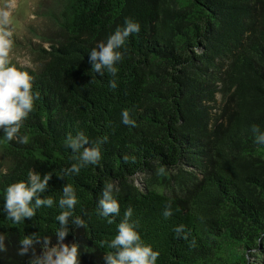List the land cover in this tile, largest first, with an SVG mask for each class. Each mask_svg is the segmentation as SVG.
Wrapping results in <instances>:
<instances>
[{"label": "trees", "instance_id": "trees-1", "mask_svg": "<svg viewBox=\"0 0 264 264\" xmlns=\"http://www.w3.org/2000/svg\"><path fill=\"white\" fill-rule=\"evenodd\" d=\"M45 15L49 25L32 30L40 41L27 45L35 66L10 60L32 77L38 99L18 134L28 143L0 140V264L40 254L34 244L18 255L26 235L56 243L66 183L84 226L69 224L63 242L78 245L79 264H104L129 207L156 264H264V143L256 140L264 133V0H53ZM126 19L139 31L119 49L115 76L94 73L89 52ZM123 110L132 125L121 122ZM77 133L88 138L84 147L107 137L100 159L58 177L76 162L64 141ZM29 171L52 174L40 195L54 204L13 224L3 192ZM140 173L145 190L130 182ZM114 183L120 211L110 224L97 201Z\"/></svg>", "mask_w": 264, "mask_h": 264}, {"label": "clouds", "instance_id": "clouds-1", "mask_svg": "<svg viewBox=\"0 0 264 264\" xmlns=\"http://www.w3.org/2000/svg\"><path fill=\"white\" fill-rule=\"evenodd\" d=\"M8 14L0 15V131L3 135L0 140L12 142L17 140L21 144L28 143L27 135H18L23 120L34 108V102L38 99V93L32 90V77L27 71L20 70L12 64L9 59L12 47V32L8 30ZM139 31V24L126 19L123 28H117L110 34L106 41H100L89 52L91 70L103 76L105 71L115 76L117 67L121 60L119 49L125 44L126 39L132 33ZM109 87L115 88V80L109 81ZM121 122L132 125L134 121L129 118L127 110L121 113ZM255 131V129H254ZM257 142L264 143V133L256 137ZM88 138L83 133L75 136L68 135L64 146L71 150L72 159L76 162L70 167L61 169L58 177L65 178L69 174H78L80 169L88 165L96 164L101 156L98 145L106 143L107 137H101L91 147H84ZM127 159V157H125ZM49 173L41 176L39 172L29 171L27 179L11 183L3 192V210L6 217L13 223L18 224L26 218H33L36 210L43 207L51 208L54 200L50 196L41 197L48 187L51 179ZM112 184H106L102 188V195L97 201L98 215L107 218L108 223L119 214L120 206L113 197ZM61 211L55 216L58 229L55 231L56 243L50 246V239L42 240L32 235H26L19 241L18 255H28L34 244L41 245L39 255L33 254L29 264H79L78 245L66 244L64 238L69 233L68 225L73 229L84 226V221L79 216L73 215V208L77 203L75 189L71 184H64L62 195L56 202ZM171 210L166 208L163 216L167 218ZM132 209L129 207L124 211L123 219L116 225L115 236L107 242L110 251L103 256L104 264H156L158 251H154L151 245L145 244L136 231V223L131 221ZM71 218V219H69ZM183 226H177L174 231L179 234ZM2 238H0V251H4Z\"/></svg>", "mask_w": 264, "mask_h": 264}, {"label": "rangeland", "instance_id": "rangeland-1", "mask_svg": "<svg viewBox=\"0 0 264 264\" xmlns=\"http://www.w3.org/2000/svg\"><path fill=\"white\" fill-rule=\"evenodd\" d=\"M53 0H0V15L7 13L9 23L8 30L12 32V47L9 55L10 60L20 65L34 67L38 58L27 45L37 43L40 40L32 32L33 29L41 32L49 25V19L45 12L51 7ZM47 46V44H45ZM145 174H137L130 179L141 190L146 186ZM157 184V180L155 179ZM113 189H118L117 183L112 184ZM253 259H251L252 262Z\"/></svg>", "mask_w": 264, "mask_h": 264}]
</instances>
